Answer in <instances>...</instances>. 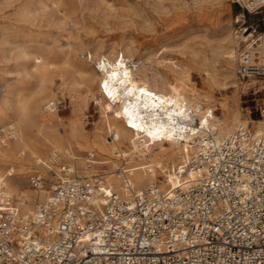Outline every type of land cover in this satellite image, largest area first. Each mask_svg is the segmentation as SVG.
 Here are the masks:
<instances>
[{
	"label": "built area",
	"instance_id": "obj_1",
	"mask_svg": "<svg viewBox=\"0 0 264 264\" xmlns=\"http://www.w3.org/2000/svg\"><path fill=\"white\" fill-rule=\"evenodd\" d=\"M233 2L263 23L243 29L249 36L236 55L237 77L264 80V0ZM66 105L57 91L41 111ZM258 109L264 120V102ZM204 133L178 168L201 172L167 190L124 182L117 193L101 173L65 164L49 168L47 177L33 172L31 187L49 195L33 214L5 198L0 264H264V126L256 136L247 127L219 140Z\"/></svg>",
	"mask_w": 264,
	"mask_h": 264
},
{
	"label": "bare ground",
	"instance_id": "obj_2",
	"mask_svg": "<svg viewBox=\"0 0 264 264\" xmlns=\"http://www.w3.org/2000/svg\"><path fill=\"white\" fill-rule=\"evenodd\" d=\"M12 1L4 0L7 5ZM17 1V20L31 23L35 16L33 12L35 0ZM57 3L55 6L58 7ZM40 10L45 14L44 3H40ZM247 32L248 29H245L241 34L242 40L249 36ZM232 35L227 34L224 42L216 46L228 59L229 64L235 59L233 45L237 40ZM128 48L125 45L111 46L109 52L90 53L89 61L93 60L95 63L92 66L87 63L74 66L69 59L55 63L49 61L45 54L35 56L30 71L37 79L34 92L26 98H19L18 103L13 101L12 96H8L3 98L5 103L0 104V113L3 105H7L20 114L17 124H10L12 128L16 125L12 130L11 140L6 143L1 141L2 138L0 140V208L6 207L5 198L9 197L8 205H14L22 214H33L36 207L48 197L49 191L46 188L26 190L21 184V178L28 172L32 158L35 164H40L39 154L42 148L49 152V156L40 166L43 171H48L50 167L59 169L57 163L62 156L65 165L75 166L83 173L96 172L94 165L87 169V160L101 165L109 162L105 160L106 158L114 156L116 160L111 161V170L106 169L101 173L106 189L122 193L125 189L124 182H127L137 189L156 184L161 190H167L196 178L201 172L200 169H196L183 175L179 173L178 168L180 163H187L190 154L202 142L205 130L212 132L217 140L240 127H247L254 136L261 133L264 120L260 118L255 121L242 117L236 108L230 110L222 108V116L216 117L214 110L218 108L209 106L211 96L201 93L194 86L185 65L169 60L164 64L165 69L149 70L139 65L140 61L136 62V59L132 58L131 48ZM22 52H25L24 48ZM196 53V51L193 53L194 56ZM54 75L58 76L71 92H76V85L84 83L89 86L87 89H93V92L100 96L101 125L90 134L85 132L79 118H73L68 120V131L62 135L53 123L59 111L43 113L41 107L44 103L39 108L37 103L48 95V85ZM207 77L211 87L226 84V75L220 78L207 71ZM204 102L209 105L203 107ZM195 118L199 119V124L193 125ZM22 121L26 122L27 129L35 131L34 137L25 134L20 123ZM103 129L107 131V136L103 135ZM19 147L23 149L19 153L22 157L15 155V150ZM74 151L86 154L81 156ZM95 154L100 160L95 159ZM78 161L85 162V167H78ZM125 165L128 172H125ZM176 165L178 167L174 168ZM5 193L8 195H4Z\"/></svg>",
	"mask_w": 264,
	"mask_h": 264
},
{
	"label": "rangeland",
	"instance_id": "obj_3",
	"mask_svg": "<svg viewBox=\"0 0 264 264\" xmlns=\"http://www.w3.org/2000/svg\"><path fill=\"white\" fill-rule=\"evenodd\" d=\"M35 2L33 5L35 16L32 22L23 23L18 21L16 16L18 1L13 0L7 5L4 0H0L1 105L5 103L3 99L5 97L12 96L13 101L18 103L19 98H26L34 92L37 79L30 71L37 55L45 54L49 61L55 63L69 59L74 66H81L83 63L92 66L95 63L93 60L89 61L90 53L109 52L111 46L125 45L129 47L128 49L131 48L132 58L136 59V62L140 61L139 65L149 70L165 69L164 64L169 60L185 65L194 86L201 93L211 96L210 105L204 102L203 107L216 106L218 108V111L214 110L216 117L222 116V108L228 110L236 108L242 117L255 121L260 119L258 108L264 102V80H239L235 59L239 48L244 44L240 37L244 27L259 23L261 29L263 23L259 22V16L243 10L233 0H35ZM56 2L59 4L58 7L55 6ZM40 3L45 4V14L40 10ZM229 33L233 34L235 40L237 39L233 45L235 59L231 60V64L221 54V50L216 48L220 42H224ZM22 48L25 52H22ZM214 48L215 50L211 51ZM195 51L197 55L194 56ZM213 57L215 62L212 60ZM207 71L220 78L226 75V84L209 86ZM52 79L48 85V95L37 104L40 108L46 100L52 96L54 98L57 91L63 93L67 105L54 119L57 131L65 135L68 131V120L73 118L80 119L88 134L101 125L100 96L97 92L87 89L89 86L84 83L76 85V92H71L58 76L54 75ZM90 87L93 88L92 85ZM19 117L18 111L3 105L0 113L1 141L6 143L11 140L12 130L16 125L12 128L10 124H17ZM20 123L25 134L35 136L33 129H27L26 122ZM107 134L103 129V135ZM21 150L23 151L21 147L17 148L15 155L22 157L19 156ZM74 152L81 156L86 154ZM39 156L40 164H35L32 158L28 172L21 178L23 189L32 188L29 177L37 170L41 175L46 174L45 177L50 176L48 171L40 168L49 152L42 148ZM94 157L100 160L98 155L95 154ZM105 160L109 162L93 164L96 172L102 173L106 169L110 171V163L116 158L112 156ZM61 163L64 164L62 156L57 166ZM77 164L78 167H85V162L78 161ZM125 172H128L126 165ZM13 199L14 197L11 201Z\"/></svg>",
	"mask_w": 264,
	"mask_h": 264
},
{
	"label": "snow or ice",
	"instance_id": "obj_4",
	"mask_svg": "<svg viewBox=\"0 0 264 264\" xmlns=\"http://www.w3.org/2000/svg\"><path fill=\"white\" fill-rule=\"evenodd\" d=\"M106 86V85H105ZM141 91H143V89H141ZM133 127H135V125H133Z\"/></svg>",
	"mask_w": 264,
	"mask_h": 264
}]
</instances>
